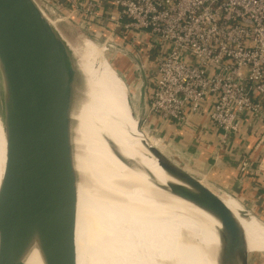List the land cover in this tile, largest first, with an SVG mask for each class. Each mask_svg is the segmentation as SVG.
I'll list each match as a JSON object with an SVG mask.
<instances>
[{"label":"water","instance_id":"obj_1","mask_svg":"<svg viewBox=\"0 0 264 264\" xmlns=\"http://www.w3.org/2000/svg\"><path fill=\"white\" fill-rule=\"evenodd\" d=\"M53 2L0 0V130L7 129L21 144L15 150L20 162L15 164L9 159L0 175V264H27L33 246L38 249L43 264H77L80 185L90 196L95 194L90 203L93 224L86 220L85 237H82L89 264H126L135 250V264L140 259L141 264L153 259L156 263L149 217L152 208L146 202L153 197L151 192V195L147 193L145 183L131 185L127 181L125 186L118 183V190L130 194L126 197L84 183L78 173L74 115L82 104H87L89 91L72 48L86 38L98 45L95 40L103 29L74 14L70 4ZM105 44L106 50L122 54L131 63L139 80L136 111L124 77L102 51L107 63L114 66V73L127 86L128 93L124 86L120 88L126 116L136 120V130L159 143L157 135L141 128L148 85L142 63L119 39L108 35ZM124 127L128 128L130 137H136L129 125ZM102 137L109 152L125 168L147 176V181L163 194L186 201L219 222L218 239L224 244L221 264H249L250 253H264L247 252L243 227L220 196L235 199L240 205V216L255 217L264 224V218L249 207L218 187L205 181L203 184L202 179L144 138L135 140L133 145L146 148L162 171L164 182L145 165L128 157L108 135L102 132ZM122 143L124 146L127 142ZM245 172L264 178L261 167L248 168Z\"/></svg>","mask_w":264,"mask_h":264},{"label":"built area","instance_id":"obj_2","mask_svg":"<svg viewBox=\"0 0 264 264\" xmlns=\"http://www.w3.org/2000/svg\"><path fill=\"white\" fill-rule=\"evenodd\" d=\"M68 4L88 23L108 20L103 32L129 46L148 68L147 107L162 120L182 124L191 114H206L224 141L241 130L244 117H264V0ZM256 136V147L264 145V130ZM248 165L243 158L241 171Z\"/></svg>","mask_w":264,"mask_h":264},{"label":"bare ground","instance_id":"obj_3","mask_svg":"<svg viewBox=\"0 0 264 264\" xmlns=\"http://www.w3.org/2000/svg\"><path fill=\"white\" fill-rule=\"evenodd\" d=\"M72 49L77 58L78 66L84 74L87 91H89L87 104H82L74 115L76 119L74 134L76 167L84 183L89 182L97 189L106 188L108 194L120 193L126 197L130 194L118 190L120 188L118 183L124 186L127 185V181L131 182V185L145 183L144 185L148 189V191L146 190L147 193L149 195L152 193L153 197L146 202L151 205V207L149 205V209L152 208V210H149V217L150 222H152L151 231L155 241L153 244L156 247V263L153 259L148 264H199L196 258L197 226L202 229L209 242L213 264H221L220 258L223 255L224 244L220 243L218 239L219 222L196 206L163 194L154 184L147 181V176L145 177V175L137 174L125 168L109 152L102 137V132L117 143L128 157L145 165L160 182H164L162 171L157 166L156 161L149 156L146 148L137 144L133 145L135 140L141 141L144 138L151 145L154 144L159 147L154 143V140L151 143L146 137L147 135L135 129L136 120H131L126 116L124 104L120 100L122 81L114 73V67L109 62L107 63L104 56H102L103 49L88 39L82 40L80 44L75 45ZM124 87L128 93L126 84H124ZM125 124L129 125L136 137L128 135V128L124 127ZM122 141H126L127 145L123 146ZM18 146H21L20 142L12 136L10 131L7 129L0 130V175L5 171V162L9 159L15 164L20 162L19 154L15 151ZM8 150L12 151L15 156L11 157ZM94 196L95 194L92 193L90 196L88 190L84 191L82 185L78 187L77 264H85L87 260L86 255H84L85 249L83 250L82 237H85L83 229L86 220L90 219V223L93 224V212L90 203ZM229 202L233 203L234 207H230V204L227 206L237 216L244 231L247 233L254 231L260 234L264 241V224L255 217L244 223L238 212V204L233 200H229ZM182 216L191 221L189 231H186L184 227ZM169 221H172V223ZM136 254V252L135 254H129L128 261L133 258L137 259ZM130 256H132L131 259ZM86 262L89 264V260ZM139 262L141 263V259ZM26 263L43 264L41 255L35 246L28 253Z\"/></svg>","mask_w":264,"mask_h":264},{"label":"crops","instance_id":"obj_4","mask_svg":"<svg viewBox=\"0 0 264 264\" xmlns=\"http://www.w3.org/2000/svg\"><path fill=\"white\" fill-rule=\"evenodd\" d=\"M55 1L68 4V0ZM107 8L103 7V10ZM101 23L98 26L104 29L102 32L106 31L108 20ZM142 124L146 131L159 137V143H154L175 162L208 184L232 195L264 218V178L241 171V162L245 157L249 160L248 168H264V163H259L264 145L256 147V134L264 130V117H244L241 130L228 135L224 141L221 129L203 113L191 114L184 123L178 124L162 120L146 107ZM146 137L152 143V139ZM222 196L236 203L232 197ZM196 228L197 242L206 250L205 261L213 264L209 242L202 229ZM244 235L246 242L264 244L261 235L254 231H244Z\"/></svg>","mask_w":264,"mask_h":264},{"label":"rangeland","instance_id":"obj_5","mask_svg":"<svg viewBox=\"0 0 264 264\" xmlns=\"http://www.w3.org/2000/svg\"><path fill=\"white\" fill-rule=\"evenodd\" d=\"M93 25L94 24H92V26ZM91 35L95 36L94 34H91ZM107 36H108L107 33L103 32L101 34V36L98 38V40H95V41L98 42L99 43L98 46L101 47L104 50L105 56L108 57V59L112 62V64L116 67V69L121 72L122 76L125 79L126 84L129 86L128 89L131 91V94L133 96L134 107H135L136 111H138L139 107H138L137 97H138L139 80L137 78L136 71L134 70L133 67H131V65H130L131 63L128 62V60L122 54L114 53V52H111V51L105 49L106 48L105 40H106ZM84 38H86V37H84ZM144 70H145V72H148L147 71L148 70L147 67L144 68ZM118 78H119V76H118ZM119 80H120V78H119ZM123 86H124V84L122 83V87ZM141 128L144 129V131H146L145 127H144V124L141 125ZM199 180H201V179H199ZM201 182L203 184H205L204 180L203 181L201 180ZM220 197L222 198V200L225 202L226 205L229 206V204H230V207H234L233 203L229 202V199H226L223 196H220ZM236 203L238 204L237 201H236ZM239 210H240V205L238 204V212H239ZM242 218L244 220V223L247 222V221L249 222V221L252 220L251 219L252 217H249V218L242 217ZM182 222L184 224V227H185L186 231H189V227L191 226V221L189 219H187L186 217L182 216ZM246 249H247V252L264 251V244L260 243V242H256V243L248 242V243H246ZM139 250H141V249H139ZM135 252H136V250H135ZM132 256H130V257H132ZM206 256L207 255H206L205 248L203 247V245H201L198 242V244L196 246V258L198 260V263L199 264H207V262L205 261L206 260ZM136 260L137 259L133 258V259L129 260L127 262V264H135ZM138 264H141V263L138 261ZM249 264H264V253H262L261 255H258L257 253H250Z\"/></svg>","mask_w":264,"mask_h":264}]
</instances>
